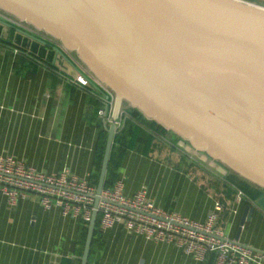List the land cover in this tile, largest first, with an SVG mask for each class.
<instances>
[{
    "label": "water",
    "instance_id": "obj_1",
    "mask_svg": "<svg viewBox=\"0 0 264 264\" xmlns=\"http://www.w3.org/2000/svg\"><path fill=\"white\" fill-rule=\"evenodd\" d=\"M0 9L73 51L114 92L112 121L127 102L187 140L186 151H204L264 190V7L243 0H0ZM116 132L111 123L95 208ZM257 205L264 210V196ZM252 212L246 206L241 225ZM95 220L96 209L80 264Z\"/></svg>",
    "mask_w": 264,
    "mask_h": 264
},
{
    "label": "crops",
    "instance_id": "obj_2",
    "mask_svg": "<svg viewBox=\"0 0 264 264\" xmlns=\"http://www.w3.org/2000/svg\"><path fill=\"white\" fill-rule=\"evenodd\" d=\"M243 1L264 7V0ZM99 96L91 78L64 50L0 20L1 152L48 173L66 167L91 182L104 129L97 116ZM148 131L142 142L117 150V179L125 194L143 187L165 210L195 220H203L219 202L218 225L225 235L264 252V210L257 205L264 193L238 198L239 185L227 171L208 158V168L196 164L166 132ZM246 206L253 212L241 225ZM82 225L57 207L44 209L34 195L13 206L0 195V264H76ZM99 240L103 247L97 264H207L173 243L128 233L121 224L100 231Z\"/></svg>",
    "mask_w": 264,
    "mask_h": 264
},
{
    "label": "built area",
    "instance_id": "obj_3",
    "mask_svg": "<svg viewBox=\"0 0 264 264\" xmlns=\"http://www.w3.org/2000/svg\"><path fill=\"white\" fill-rule=\"evenodd\" d=\"M0 20L33 32L47 43L53 41L47 37L41 38L23 21L13 19L11 15L0 13ZM61 48L64 49L63 46ZM13 52L17 53L18 50L13 49ZM64 52L69 55L65 49ZM69 59L91 78L99 90L97 116L104 128L107 129L114 123L115 130H118L126 112L121 109L119 116L112 121L114 92L78 64L75 58L70 56ZM0 195L5 197L9 206L34 195L44 209L57 207L62 215L77 217L85 225H88L92 212L96 209L100 231L121 224L125 231L145 240L173 243L200 263L211 256L212 264H264V252L225 235V231L218 225L222 210L219 202L213 204L203 220H195L179 212L165 210L147 196L143 187L131 195L125 194L122 179H116L110 187L102 188L95 208L96 186L89 179L75 175L66 167L54 173L44 172L1 151ZM236 195L240 199H248L241 190L237 189Z\"/></svg>",
    "mask_w": 264,
    "mask_h": 264
},
{
    "label": "trees",
    "instance_id": "obj_4",
    "mask_svg": "<svg viewBox=\"0 0 264 264\" xmlns=\"http://www.w3.org/2000/svg\"><path fill=\"white\" fill-rule=\"evenodd\" d=\"M137 111L140 113L139 110ZM125 112H126V116L123 117L124 120L122 126L117 130V132L113 136V143L110 151L103 188L110 187L117 179V169L119 167V160H120V154L117 153V150L118 151L120 150V146H130V145L133 146L137 141H141L144 139V137L149 133L148 130H153L155 133L161 135L165 133V129L154 121L148 123L141 122L139 113H133V110H131V108L126 109ZM99 138L101 140V145L95 155V159L93 163L94 172L91 175V182L94 185H96L98 181L102 156L107 138V129L104 128L100 132ZM141 144L144 145V143ZM239 190L241 189L239 188ZM86 233H87V225H82L79 228L78 236L75 241V243L78 244V251H77L78 257H80L82 254ZM99 235H100V230L98 229V219L96 218L86 264H97V256L100 253V249H102L103 247L102 242L99 240ZM212 260L213 259L210 256L209 259L207 260V264H212L213 262ZM79 262L80 261L78 258L76 264H79Z\"/></svg>",
    "mask_w": 264,
    "mask_h": 264
},
{
    "label": "rangeland",
    "instance_id": "obj_5",
    "mask_svg": "<svg viewBox=\"0 0 264 264\" xmlns=\"http://www.w3.org/2000/svg\"><path fill=\"white\" fill-rule=\"evenodd\" d=\"M0 13L2 14H8V15H11L3 10L0 9ZM11 17L13 19H15V17L13 15H11ZM24 23L26 26H28L29 28L33 29L36 33H38V35L43 38V37H47L53 41H48V43L52 44V45H55L56 47L58 46H61L62 47V44L59 40L55 39V38H50L48 37L49 35H46V33L42 30H35L34 27H32L31 25H29L28 23L26 22H22ZM32 34H34L32 32ZM36 35V34H35ZM43 36V37H42ZM44 39V38H43ZM60 47V48H61ZM62 49V48H61ZM64 50V49H63ZM66 50V49H65ZM68 53H69V57H73L76 59V61L78 62V64L80 63L83 68L85 67L87 69V67L80 61V59L76 56V54L73 52V51H68L66 50ZM66 53V52H65ZM88 70V69H87ZM89 71V70H88ZM92 74V73H91ZM128 108H131V110H133V113H139L136 109H134L132 106L129 105V103L127 102H123L122 103V106H121V109L123 110H126ZM139 117H140V121L143 122V123H148V122H151L153 120L151 119H148L146 118L141 112L139 113ZM139 120V119H138ZM155 122V121H154ZM158 124V123H157ZM165 129V128H164ZM165 132H166V135L168 136V139L169 141L172 142L173 145L176 146V143L178 144L177 146H180L179 145V141H183L184 142V145L180 146L184 149V146L186 145H189V142L187 140H183L177 133L173 132L171 129H165ZM185 150V149H184ZM188 152V151H187ZM191 156V158L195 161L196 164L200 165V166H203V167H206L208 168L209 165L206 161H202L200 160V157L201 155H206V153L204 151H199V150H194L193 149V152L192 151H189L188 152ZM207 156V155H206ZM207 158L210 160V161H214L216 167L217 165L221 166L222 168H224L225 171H227L229 173V176L232 177V180L236 181L239 185V188L241 189V191L247 196V197H251V198H254V197H257L259 196V194L261 193H264V190L259 187L258 185L254 184V183H251L250 181L246 180L245 178L241 177L239 174H237L236 172H234L233 170L227 168L225 165H223L221 162L219 161H215L213 160L211 157L207 156ZM211 168V167H210ZM213 168V167H212ZM238 187V186H237Z\"/></svg>",
    "mask_w": 264,
    "mask_h": 264
}]
</instances>
